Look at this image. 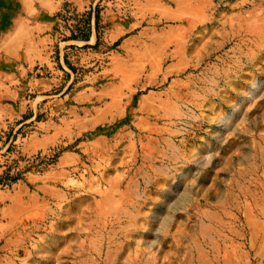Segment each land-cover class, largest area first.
I'll return each instance as SVG.
<instances>
[{
	"label": "rangeland",
	"instance_id": "obj_1",
	"mask_svg": "<svg viewBox=\"0 0 264 264\" xmlns=\"http://www.w3.org/2000/svg\"><path fill=\"white\" fill-rule=\"evenodd\" d=\"M6 174L0 264H264V0H0Z\"/></svg>",
	"mask_w": 264,
	"mask_h": 264
},
{
	"label": "trees",
	"instance_id": "obj_2",
	"mask_svg": "<svg viewBox=\"0 0 264 264\" xmlns=\"http://www.w3.org/2000/svg\"><path fill=\"white\" fill-rule=\"evenodd\" d=\"M17 176H15V177H10V176H8L7 174L4 176V177H0V182H2V180L4 179L5 180V182H4V184H6V181H9V183H12V182H15L16 180H17Z\"/></svg>",
	"mask_w": 264,
	"mask_h": 264
},
{
	"label": "crops",
	"instance_id": "obj_3",
	"mask_svg": "<svg viewBox=\"0 0 264 264\" xmlns=\"http://www.w3.org/2000/svg\"><path fill=\"white\" fill-rule=\"evenodd\" d=\"M17 193V192H16ZM18 195V194H17ZM16 194L15 195H12L11 197L12 198H17L18 196H17ZM9 195L8 194H6V193H0V198L1 199H7V198H9L8 197ZM25 256L28 258V254H25Z\"/></svg>",
	"mask_w": 264,
	"mask_h": 264
}]
</instances>
